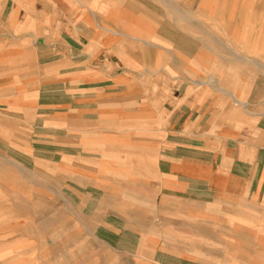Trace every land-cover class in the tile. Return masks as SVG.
<instances>
[{
  "label": "crops",
  "instance_id": "obj_1",
  "mask_svg": "<svg viewBox=\"0 0 264 264\" xmlns=\"http://www.w3.org/2000/svg\"><path fill=\"white\" fill-rule=\"evenodd\" d=\"M167 1L0 0V88L29 80L42 92L72 89L58 96L83 106L92 102L82 97L106 86L113 100L122 99L114 104L126 103L130 115L142 110L144 120L158 126L150 130L160 137L151 147L157 161L145 167L168 185L163 190L183 201L188 195L189 200L198 197L197 203L232 201L234 209L226 203L221 209L258 218L264 210V67L230 49L182 3L178 8ZM43 94L42 99L55 95ZM192 210L198 211L193 216L204 215ZM113 216L116 224L93 225L95 237L108 238L113 248L137 249L141 232L126 226L119 214ZM177 222L164 224L170 231L143 226L152 231L143 236L152 260L126 256L116 263L203 264L194 258L188 262L180 252L200 249V232L209 234L210 242L231 247V240L219 235L228 231L224 223L220 232L192 225L187 245L173 235L165 242L164 233L184 230ZM125 234L138 238L124 239ZM22 254L31 261L30 252ZM50 258L43 264L61 258L64 264H105L86 252L75 260L66 253Z\"/></svg>",
  "mask_w": 264,
  "mask_h": 264
},
{
  "label": "rangeland",
  "instance_id": "obj_2",
  "mask_svg": "<svg viewBox=\"0 0 264 264\" xmlns=\"http://www.w3.org/2000/svg\"><path fill=\"white\" fill-rule=\"evenodd\" d=\"M168 1L172 6L182 3L184 11L209 24L230 49L264 67V0ZM106 90L80 98L92 102L82 106L66 104L69 99L58 96L72 89L42 92L29 80L0 88V264H43L54 253L75 260L82 252L102 257L105 264H120L116 262L126 256L152 260L143 237L152 231L145 232L143 226L163 225L167 231L176 220L184 230L169 235L184 239L185 245L192 240V225H211L220 232L223 223L229 224L227 233L219 235L225 234L231 247L210 242L209 234L200 232V249L180 250L188 262L194 258L203 264H264L263 208V215L252 218L221 209L224 203L234 209L232 201L197 203L198 197L189 200V195L183 201L163 190L167 184L145 167L157 161L151 147L160 137L154 132L152 137L150 130L158 126L144 120V111L130 115L126 103L114 104L122 99L113 100ZM43 93L55 95L42 99ZM193 208L204 215H191L198 212L189 211ZM183 209L189 212L180 213ZM113 213L141 232L137 249L113 248L108 238L95 237L94 226L116 224ZM238 231L247 232L254 242L241 241L234 236ZM133 235L122 238L137 240ZM95 243L98 248H92ZM57 262L64 264L63 258Z\"/></svg>",
  "mask_w": 264,
  "mask_h": 264
},
{
  "label": "bare ground",
  "instance_id": "obj_3",
  "mask_svg": "<svg viewBox=\"0 0 264 264\" xmlns=\"http://www.w3.org/2000/svg\"><path fill=\"white\" fill-rule=\"evenodd\" d=\"M151 1V0H150ZM198 38V37H197ZM214 42V41H213ZM209 48V47H208ZM219 49H220V47H219ZM247 57V56H246ZM243 59H245V58H243ZM252 62H255V61H252ZM256 63V62H255ZM221 89V88H220ZM236 100V99H235ZM237 101H239V99L237 98ZM240 102V101H239ZM242 102V101H241ZM244 103V102H243ZM246 103V102H245ZM244 105V104H243ZM102 221V220H101ZM170 224H173V223H170ZM130 227V226H129ZM131 228V227H130ZM163 236H165V238H163V239H169V237H170V235L169 234H166V235H163ZM234 236H236V237H238L241 241H245V243H247V242H254V240H253V238L250 236V235H248L247 234V232H243V231H238V234L236 235H234ZM253 246V245H252ZM255 246V245H254ZM247 247H249L248 245H247Z\"/></svg>",
  "mask_w": 264,
  "mask_h": 264
}]
</instances>
